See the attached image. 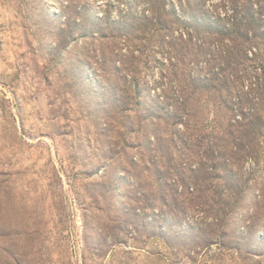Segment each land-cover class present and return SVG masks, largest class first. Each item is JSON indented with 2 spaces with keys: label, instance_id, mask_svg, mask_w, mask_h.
Wrapping results in <instances>:
<instances>
[{
  "label": "rangeland",
  "instance_id": "374dc122",
  "mask_svg": "<svg viewBox=\"0 0 264 264\" xmlns=\"http://www.w3.org/2000/svg\"><path fill=\"white\" fill-rule=\"evenodd\" d=\"M0 264H264V0H0Z\"/></svg>",
  "mask_w": 264,
  "mask_h": 264
},
{
  "label": "trees",
  "instance_id": "16d2710c",
  "mask_svg": "<svg viewBox=\"0 0 264 264\" xmlns=\"http://www.w3.org/2000/svg\"><path fill=\"white\" fill-rule=\"evenodd\" d=\"M162 3H165V0H162ZM199 12V13H198ZM196 13H198V14H201V11H197ZM197 23V25L200 23L201 24V22L200 21H197L196 22ZM221 76V78L220 79H218V82H220L221 84L222 83H224L225 84V90H227L228 88H229V86L228 85H226V82H227V77L226 78H224V76L223 75H220ZM256 86H257V83H256V81H255V83H254ZM254 85V86H255ZM253 86V87H254ZM224 91V90H223ZM222 91V92H223ZM222 94V93H221ZM228 96V95H227ZM237 96H239V95H237ZM177 100H180V97L178 98L177 97ZM249 109H246L244 106H243V104H242V97L241 98H239L238 100H237V98H236V101L231 105V107H228V112H229V116L231 117H234V116H236L235 117V119L233 120V122H232V124L230 123L231 122V119H230V121H229V119H227V121H226V124H227V130H232L233 131V129L231 128V125L233 126L234 124H236V129L237 128H242L243 126H244V123H245V121H246V119L248 118L247 116H249V115H247L248 113H249V111H248ZM173 111H176L175 110V107H173V106H171V111L170 112H173ZM178 112V111H177ZM230 123V124H229ZM228 124L230 125V126H228ZM230 128V129H229ZM202 139H204V137L202 138ZM199 142H203V140H200ZM209 142L210 141H208V142H206V145H207V148H206V152H207V154H208V156H209V158H215V155H217L218 154V151H216L215 150V147L216 146H218L216 143H213V142H210V144H209ZM234 148H235V146H234ZM224 161L226 160V158H224L223 159ZM260 239H262V237L260 238Z\"/></svg>",
  "mask_w": 264,
  "mask_h": 264
}]
</instances>
